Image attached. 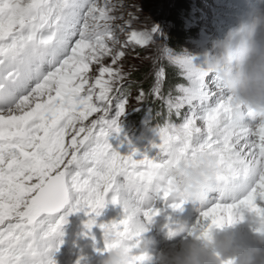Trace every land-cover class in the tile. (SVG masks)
<instances>
[{
	"label": "snow or ice",
	"instance_id": "snow-or-ice-1",
	"mask_svg": "<svg viewBox=\"0 0 264 264\" xmlns=\"http://www.w3.org/2000/svg\"><path fill=\"white\" fill-rule=\"evenodd\" d=\"M113 11L109 0H0V264H56L68 215L83 212L91 229L107 203L118 204L123 218L100 225L105 246L98 251L123 245L129 264H145L137 247L147 225L188 202L175 195L170 169L199 155L212 158L216 182L189 235L211 238L246 214L264 224V122L234 105L191 57L160 49L186 83L162 96L166 71L154 73L151 93L169 117L157 126L154 155L113 147L127 104L112 95L125 78L121 69L103 65L125 55L116 47ZM157 32L133 31L126 43L148 46ZM92 64L100 65L94 80Z\"/></svg>",
	"mask_w": 264,
	"mask_h": 264
},
{
	"label": "rangeland",
	"instance_id": "rangeland-1",
	"mask_svg": "<svg viewBox=\"0 0 264 264\" xmlns=\"http://www.w3.org/2000/svg\"><path fill=\"white\" fill-rule=\"evenodd\" d=\"M109 3L114 6V11L111 15L115 19L111 23L113 31L120 41V44L116 47L124 51L125 55L115 65L112 64L110 56L106 57L103 60V65L121 69L125 78L122 82L115 85L120 91H114L112 95L127 101L126 112L119 120L121 132L113 135L110 138V142L122 155H127L134 150L140 156L148 155L151 157L156 151L153 145L159 142L156 131L157 126H163L169 118L163 100L156 98L151 93L155 82V71L162 67L163 64L172 67L160 49L168 48L170 51L182 55L191 54L193 62L203 66L202 54L205 50L211 48L212 42L217 38H221L240 19L247 18L255 11L264 8V0H186L185 2L182 0H109ZM183 3L186 5V9L176 12L178 6ZM175 15L183 23L182 28L187 31V38L183 41L179 50H175L166 43L167 34L172 28L169 19ZM153 26L158 28V32L154 42L150 45L140 46L134 42L126 43L131 32L150 30ZM201 42H203L204 47L199 49L197 45ZM99 67L100 65L97 64L91 65L89 76L93 80L99 75ZM144 72L148 73L144 82L135 79V75H140ZM213 76L209 74V79ZM107 78L106 75L105 79ZM183 82L186 83L184 80ZM141 90L145 95L142 100H138ZM169 91H165L162 84L161 95L167 96ZM173 95H175L174 91ZM115 102L114 100L113 103L115 104ZM152 104L156 105L157 108L153 109L151 107ZM115 111L116 109H113V117L115 116ZM155 112H161L162 114L160 113V117L157 120L152 121ZM186 112V108L182 109L181 117L173 114L171 121L175 124H180L183 114ZM94 118L95 114L89 119ZM161 119H165V121L162 122ZM188 202L183 205V208L193 209L192 216L199 214V211L202 210L200 202L191 201L190 205ZM114 207L115 205L107 203L101 211V215L96 217V221L109 219L110 214L114 216ZM107 210L111 212L107 213ZM180 211L178 210L177 212L167 208L164 209V214L168 216L174 215L177 219V214ZM248 216L246 214L245 225H234L230 228L238 244H249L251 234L254 233V228L247 221ZM88 218L83 212L72 213L68 215L67 223L63 228H67L73 233L76 227L79 224H85ZM71 232L63 230L64 234L60 237V240L71 239L73 236ZM84 232L85 230L81 231V233ZM176 232L174 230L163 231L157 233L155 237L160 241L164 240L162 243H168L171 249H175L179 247L185 236L184 232L180 235H175ZM83 242L86 243L85 241Z\"/></svg>",
	"mask_w": 264,
	"mask_h": 264
},
{
	"label": "clouds",
	"instance_id": "clouds-1",
	"mask_svg": "<svg viewBox=\"0 0 264 264\" xmlns=\"http://www.w3.org/2000/svg\"><path fill=\"white\" fill-rule=\"evenodd\" d=\"M202 56L204 70L219 80L232 103L250 108L264 122V8L240 19ZM169 174L178 186V198L202 203L215 190V166L208 155L180 159ZM247 221L260 229L254 231L250 244H238L231 231L205 238L196 230L174 255L162 256L160 264H223L229 258L234 264H264V224L251 215ZM190 231L192 228H182L175 235ZM154 243L152 238L142 236L137 252L147 254ZM101 264H129L124 246L107 252Z\"/></svg>",
	"mask_w": 264,
	"mask_h": 264
},
{
	"label": "bare ground",
	"instance_id": "bare-ground-1",
	"mask_svg": "<svg viewBox=\"0 0 264 264\" xmlns=\"http://www.w3.org/2000/svg\"><path fill=\"white\" fill-rule=\"evenodd\" d=\"M203 45V42H201L198 43L197 47L202 49L204 47ZM197 66L200 65L198 64ZM188 203L190 205L191 200H189ZM158 205L161 206L160 208L164 209V205L162 203L158 202L156 206L159 207ZM114 209V216L110 214L109 219L96 221V224L91 229L86 228V223L81 225L79 224L73 233L71 230L63 228L64 231H70L73 236L69 240H62L58 251H56L53 256L56 264H101V260L105 254L101 255L100 251L98 250H102L105 246V235L104 230L100 227V225L109 224L114 221L118 222L123 218V209L118 204L115 205ZM192 211L193 209L185 207L177 214L176 219L173 214H171L173 216L164 214L165 212L163 210L159 216L155 217L154 221L150 225H147L148 230L143 233V236L152 238L155 243L150 247L147 253L148 259L145 261V264H160V259L162 256L174 255L188 240H190L191 235H189V232H184L185 236L180 242L179 247L171 249V246L168 245V243H162L164 240L160 241L155 236L157 233L163 231L168 232L170 230H174V232H176L182 228H193V226L196 225L197 221L200 219V213L202 210L199 211L200 213L198 212L199 214L194 216H192ZM108 212L111 211L107 210V213ZM243 224L245 225L246 222L243 221L236 224V226ZM230 228L231 227H228L223 231H214L213 235H221L224 231H230ZM82 230H85V232L81 233ZM252 235L253 233L251 234L250 243L252 242Z\"/></svg>",
	"mask_w": 264,
	"mask_h": 264
},
{
	"label": "trees",
	"instance_id": "trees-1",
	"mask_svg": "<svg viewBox=\"0 0 264 264\" xmlns=\"http://www.w3.org/2000/svg\"><path fill=\"white\" fill-rule=\"evenodd\" d=\"M182 1L185 2L186 0H182ZM182 9H186V5L184 3L178 6V8L176 9V12H179ZM169 20L172 24V28L167 34L166 43L168 46L174 48L175 50H179L182 46L183 41L187 38L186 36L187 31L182 28L183 23L176 18V15L172 16ZM162 67H164L166 71V78L163 81V87L165 91L172 89L173 86L177 83H184L183 79H181L180 76L178 75V71L176 68L170 67L165 64H163ZM147 74L148 73L144 72V73H141L140 75H135V79H137L140 82H144ZM151 107L153 109L157 108V106L153 104L151 105ZM160 113L155 112V115L152 118V121L157 120V118L160 117ZM161 120L162 122L165 121V119H161Z\"/></svg>",
	"mask_w": 264,
	"mask_h": 264
}]
</instances>
